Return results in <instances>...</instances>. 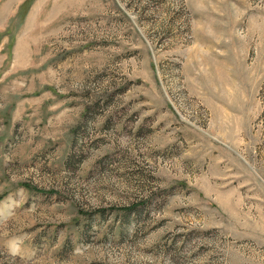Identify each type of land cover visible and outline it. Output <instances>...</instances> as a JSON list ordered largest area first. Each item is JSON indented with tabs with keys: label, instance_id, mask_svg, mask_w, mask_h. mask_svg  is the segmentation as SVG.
<instances>
[{
	"label": "rangeland",
	"instance_id": "1",
	"mask_svg": "<svg viewBox=\"0 0 264 264\" xmlns=\"http://www.w3.org/2000/svg\"><path fill=\"white\" fill-rule=\"evenodd\" d=\"M0 264H264V0H0Z\"/></svg>",
	"mask_w": 264,
	"mask_h": 264
},
{
	"label": "crops",
	"instance_id": "2",
	"mask_svg": "<svg viewBox=\"0 0 264 264\" xmlns=\"http://www.w3.org/2000/svg\"><path fill=\"white\" fill-rule=\"evenodd\" d=\"M3 149L0 144V160L3 158ZM3 166H2V161H0V193L4 190V183H3Z\"/></svg>",
	"mask_w": 264,
	"mask_h": 264
}]
</instances>
